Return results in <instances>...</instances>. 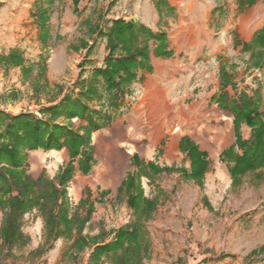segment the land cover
Segmentation results:
<instances>
[{
    "label": "rangeland",
    "instance_id": "1",
    "mask_svg": "<svg viewBox=\"0 0 264 264\" xmlns=\"http://www.w3.org/2000/svg\"><path fill=\"white\" fill-rule=\"evenodd\" d=\"M6 1L15 3L18 23L15 48L23 55L25 65L34 66L29 73L23 74L21 67L0 63V111L11 115L27 112L37 118H44L42 109L57 103L65 94L78 93L80 81L73 84L78 90L70 89L57 102L49 103L61 94L69 82L70 72L80 61H73L70 50L84 48L87 45L84 38L96 33L90 28L105 32L108 22L122 19L115 17L120 16L123 9L128 10L122 14L126 17L140 12V3L146 23L151 18V9L156 13L157 8V17L163 26L173 14L171 4L186 9L187 13V4L191 2H200L202 15L210 4L218 6L219 11L202 29L193 26L195 20L191 12V25L177 28L175 33L169 27L167 32L164 29L155 31L163 32L165 37L168 33L170 40L166 43L173 46L171 54L175 52L178 61L169 65L165 73L152 75L147 84L138 70L135 79L138 78L145 88L140 103L127 110L120 108L123 94L135 79L122 90L114 91L115 94L100 85L99 96L87 101L94 119L102 124L91 136L95 161L87 173L75 169L65 185L63 199L68 218H84L92 206L79 226L85 244L69 250L75 239L76 223L72 224L70 234L47 235L39 209L32 207L23 213L20 224L27 242L10 250L1 249L0 264H111L105 255L96 261L91 255L95 245L113 240L116 231L133 220L127 192L121 186L129 174L136 176L138 167L133 155L140 161H153L163 168L153 178L135 177L144 196L156 198L152 216L146 220L150 238L148 250L137 264H264V164L238 174L233 180L229 171L232 162L222 151L234 144L238 131L233 125L234 114L218 102L219 96L227 103L237 104L243 97H250L258 104L259 118L264 120V46L258 65L251 64L250 51L243 48L264 23V0H251L243 6H239L240 0H73L78 5L73 14L80 24L68 39L56 42L62 45L57 51L55 42L48 41L44 25L52 12L58 14L54 24L58 25L63 7L70 0H0V3ZM230 22L233 24L229 28ZM227 28L225 45L217 32ZM57 30L58 27L53 32ZM193 30L199 35H194ZM210 54L218 60L217 87L186 103L174 101V82L182 78L189 62ZM103 66L104 61L98 67ZM254 69H260L262 75L260 79L249 80ZM223 73L230 83H222ZM95 104L99 107L95 108ZM105 104L109 110L103 109ZM56 121L78 128L80 132L87 123L77 115L70 119L59 117ZM239 132L243 139H250L251 127L244 121L240 122ZM172 135L191 136L192 142L207 152L204 158L208 165L200 177L190 176V159L181 149L180 160L176 145L172 147L179 156L177 164L166 162L163 146L165 148ZM235 150L241 152L238 148ZM184 159L189 161L187 167L183 166ZM68 160L64 146L37 148L28 150L25 169L34 178L55 179L58 168ZM57 210L55 207V212ZM38 225H41V234L34 237L33 228ZM60 229L64 226L60 225ZM252 250L256 253L249 254Z\"/></svg>",
    "mask_w": 264,
    "mask_h": 264
},
{
    "label": "trees",
    "instance_id": "2",
    "mask_svg": "<svg viewBox=\"0 0 264 264\" xmlns=\"http://www.w3.org/2000/svg\"><path fill=\"white\" fill-rule=\"evenodd\" d=\"M251 3V0H240L239 6ZM45 20V18H43ZM91 32L106 38L107 53L104 66L96 67L88 79L80 80L76 95L65 94L57 103L42 109L44 118H37L30 113L7 114L0 111V250H10L27 242V237L20 230L21 218L25 211L37 207L45 221L47 235L70 234L72 224L78 225L75 239L69 246L81 248L86 240L80 233L83 220L92 210L90 205L84 218L69 217L63 199L66 196L65 185L71 179L75 169L87 173L94 164L91 150L92 132L102 124L94 119L89 111L87 101L99 96V86L109 91H120L136 77L138 70H151L150 54L169 55L166 37L163 32H155L142 23L115 19L103 32L92 27ZM154 46L151 48L150 46ZM264 46V23L258 28L252 39L243 45L250 51L251 64L258 65L261 60V48ZM0 63L19 66L23 74L32 70V65H25L23 55L17 48L0 54ZM223 84L230 79L222 74ZM244 96V95H243ZM218 97L221 107L229 108L234 114L233 125L235 142L222 153L232 165L229 168L233 180L246 170L257 169L264 164V120L259 118L258 104L250 97L242 98L240 104L227 103ZM77 115L87 120L83 132L59 123L57 118L70 119ZM251 127L250 139L245 140L239 132L240 122ZM66 147L69 160L58 168L55 179L43 176L32 177L25 169L28 150L37 148L60 149ZM190 159V176H201L206 170L208 161L204 152L187 140L181 147ZM235 148L241 150L238 153ZM138 167L136 176L129 174L121 186L127 192V204L133 211V220L120 227L113 240L95 245L91 258L96 261L105 255L111 264H137L149 246V231L146 226L155 208L156 198L144 196L142 187L135 181L140 175L153 178L163 168L153 161H140L133 155ZM59 199H61L59 201ZM55 207L58 208L55 212ZM60 225L64 229H60ZM252 250L249 254H255Z\"/></svg>",
    "mask_w": 264,
    "mask_h": 264
},
{
    "label": "crops",
    "instance_id": "3",
    "mask_svg": "<svg viewBox=\"0 0 264 264\" xmlns=\"http://www.w3.org/2000/svg\"><path fill=\"white\" fill-rule=\"evenodd\" d=\"M206 1V0H204ZM14 2L13 1H6V3H0V54L7 53L10 49L15 47L16 40L18 34L15 32V27H17V20L15 18V10H14ZM75 5L73 0L67 1L63 7L62 16L59 18L58 25H54L56 18L58 16L57 12H52L49 16L47 21L45 22V27L47 28V39L48 41L53 40L55 42V51L58 50V48L62 47V45L56 44V42L60 41V39H68V37L71 35L72 32H74L76 27H79L80 22L77 20V17L73 14V10L75 9ZM170 6L173 7L172 11L173 14L171 17H168L166 20V25L163 26L159 22V17H157V13H159L158 9L156 8V13H152V9L150 11L151 18L149 19V22L144 21L145 12L143 9L142 4L140 3V20L137 21L139 23L145 24L149 26L153 31H161L162 29L168 30L172 29V33L177 32V28H183L186 25H191V12L192 17H194V24L193 26L198 27L199 29H202L205 24H208L206 22H211L213 16H217L218 14V6L215 8V4H210L209 7L206 8V11L201 14V6L200 2L192 3L190 5L187 4V7L189 12H185L186 9L179 8L178 6H175L171 4ZM16 9V8H15ZM8 10H12L10 13ZM11 14V15H10ZM237 16V20H238ZM49 23V25H48ZM110 22L107 23V26H109ZM58 27L57 33L53 32V29ZM65 29V30H64ZM196 29V28H192ZM197 30V29H196ZM196 30H193V34L199 35V33L196 32ZM65 31V32H64ZM163 31V30H162ZM65 33V34H64ZM168 34V33H167ZM166 34V41L170 40V37ZM84 40L87 42V45L83 47H79L77 50H70L71 54L70 57H72L73 61L80 60L79 63L75 64L76 69L72 70L70 72L71 77L69 79V82L65 84V87L63 88L61 94L58 96L56 100L50 101L49 103L57 102L58 99H60L65 92H68L70 89L72 90H78L77 87H74L73 84H75L76 81L88 79L93 70L103 64L104 56L106 54V40L104 36H97V32L95 34L91 35V38L85 37ZM154 45H151L152 48ZM168 50H173V46L171 44H167ZM178 61V56L173 52L170 55H161V56H155L154 54H150V63H151V70L145 71L140 70L139 75L141 76V79L144 83H148L150 80V77L152 75H155L159 72H166L167 68L171 64H176ZM26 62V61H25ZM27 63V62H26ZM33 64V63H32ZM31 65V64H29ZM73 65V63L71 64ZM34 66V64L32 65ZM18 68L19 66H15ZM33 69V68H32ZM47 71H50L49 64H47ZM55 72V71H53ZM56 73V72H55ZM71 84V85H70ZM242 135V134H241ZM242 138H244L242 136ZM93 139V137H91ZM169 140L166 142V146L164 148L163 146V157L165 158L166 162H171L173 164H177L178 162V154L179 152L180 160L182 158V152L181 147H183L187 140L192 142L191 136L188 135H180V136H174L168 138ZM93 141H91L92 144ZM173 145L177 146L178 151L176 152ZM200 151H203L207 154V152L204 149H200L197 147ZM183 150V149H182ZM139 157V156H138ZM140 158V157H139ZM168 160V161H167ZM189 165V161L187 159H184L183 166L187 167ZM203 264V263H201Z\"/></svg>",
    "mask_w": 264,
    "mask_h": 264
},
{
    "label": "built area",
    "instance_id": "4",
    "mask_svg": "<svg viewBox=\"0 0 264 264\" xmlns=\"http://www.w3.org/2000/svg\"><path fill=\"white\" fill-rule=\"evenodd\" d=\"M127 9H123L121 15H117L115 18H122L124 20L139 21V12H133L129 17L123 16L122 14L127 13ZM232 22L229 23V28L232 26ZM227 30H219L217 33L220 41L226 45L225 38ZM248 58V57H247ZM32 60V59H31ZM244 63L241 62V65ZM219 65L218 60L212 54L204 56L203 58H197L189 62L188 68L182 73V78L174 82V93L172 99L177 102L186 103V101L195 100L200 93L213 90L217 87L218 76H219ZM262 73L260 69H254L249 75V80L253 78L260 79ZM247 78V80H248ZM252 85L251 81L249 82ZM145 95V88L143 83L139 79H135L129 86L128 90L122 96V110L132 108L136 104L140 103ZM98 108V104L94 105ZM103 109L109 110V107L105 104L102 106ZM76 120V117L73 118Z\"/></svg>",
    "mask_w": 264,
    "mask_h": 264
},
{
    "label": "bare ground",
    "instance_id": "5",
    "mask_svg": "<svg viewBox=\"0 0 264 264\" xmlns=\"http://www.w3.org/2000/svg\"><path fill=\"white\" fill-rule=\"evenodd\" d=\"M223 172V171H222ZM34 234H33V236L35 237H37V236H39L40 234H41V225H38V226H34Z\"/></svg>",
    "mask_w": 264,
    "mask_h": 264
}]
</instances>
